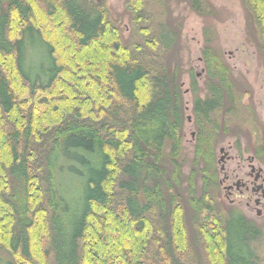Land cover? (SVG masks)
<instances>
[{
	"label": "trees",
	"instance_id": "obj_1",
	"mask_svg": "<svg viewBox=\"0 0 264 264\" xmlns=\"http://www.w3.org/2000/svg\"><path fill=\"white\" fill-rule=\"evenodd\" d=\"M239 1L264 68V0ZM150 2L125 0V39L94 0H0V264H264L215 166L248 92L206 24L188 163L175 33Z\"/></svg>",
	"mask_w": 264,
	"mask_h": 264
},
{
	"label": "rangeland",
	"instance_id": "obj_2",
	"mask_svg": "<svg viewBox=\"0 0 264 264\" xmlns=\"http://www.w3.org/2000/svg\"><path fill=\"white\" fill-rule=\"evenodd\" d=\"M207 1L211 4L213 11L206 18L192 10L187 0H151L149 5L151 9L154 8L158 16L161 15L165 25L175 33L171 51L167 53L164 60L171 67L177 66L181 72L184 106L183 147L184 157L188 163L192 158L195 139L192 114L193 94L190 89L189 72L195 76L200 89L198 93L203 97L206 93L203 90L206 71L201 57V48L202 29L206 24H211L216 31L218 47L225 62L232 69L234 82L241 90L248 92L243 99L245 106H248L247 110L241 118L231 119L232 126L220 136L215 148V166L219 182L222 178L219 172L221 148L232 157V160L225 163V170L235 168L236 159L234 158L237 155L241 158L254 156L256 164L258 162L264 164V152H256L264 148V68L261 60L257 58L253 42L248 34L250 29H247L248 23L240 1ZM124 2L125 0H102L99 4H103L107 9L109 18L118 25L123 38L129 39L133 28L130 24L131 15L125 8ZM134 38L140 40L137 34ZM187 117H190V121ZM69 179L72 180L70 176L65 177L64 180L70 183ZM224 195L222 187H219V202L222 206H227ZM256 222L264 225V217ZM260 255L264 258V251Z\"/></svg>",
	"mask_w": 264,
	"mask_h": 264
},
{
	"label": "flooded vegetation",
	"instance_id": "obj_3",
	"mask_svg": "<svg viewBox=\"0 0 264 264\" xmlns=\"http://www.w3.org/2000/svg\"><path fill=\"white\" fill-rule=\"evenodd\" d=\"M220 153L222 155L219 158L221 163L219 172L222 178L219 180V186L225 193L224 197L230 211L236 216L241 215L258 233V240L253 239L251 242L252 248L260 255L264 251V225L256 221L264 217V164L261 162L256 164L254 156L241 158L237 155L234 158L235 168L225 170V163L232 160V157L225 150ZM237 220L235 217L234 222Z\"/></svg>",
	"mask_w": 264,
	"mask_h": 264
},
{
	"label": "water",
	"instance_id": "obj_4",
	"mask_svg": "<svg viewBox=\"0 0 264 264\" xmlns=\"http://www.w3.org/2000/svg\"><path fill=\"white\" fill-rule=\"evenodd\" d=\"M98 4L101 3L102 0H95ZM187 120L190 121V117H187ZM224 149L221 148L220 151H223Z\"/></svg>",
	"mask_w": 264,
	"mask_h": 264
}]
</instances>
